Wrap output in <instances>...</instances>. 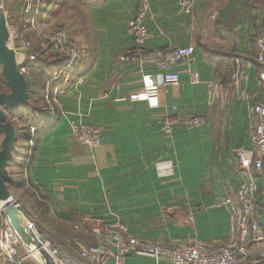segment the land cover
I'll return each instance as SVG.
<instances>
[{
	"label": "crops",
	"instance_id": "1",
	"mask_svg": "<svg viewBox=\"0 0 264 264\" xmlns=\"http://www.w3.org/2000/svg\"><path fill=\"white\" fill-rule=\"evenodd\" d=\"M26 1L28 14L22 12ZM139 1L0 0L9 31L18 30L34 47L39 44L38 27L64 23L83 49L69 81L48 85L52 70L65 60L60 65L49 50L23 52L14 38L8 45L17 65L22 62L28 69L26 78L34 93L29 105L36 110L29 114L28 124L17 122L21 110L10 121L18 138L14 145L25 152L18 151L7 168L9 192L13 199L11 189L21 187L44 203L51 227L59 232L50 235L61 245L67 246L60 238L71 240L76 248L79 242L95 239L98 244L97 233L116 222L125 224L134 238L166 247L197 240L217 243L228 234L227 210L210 206L234 195L245 178L237 152L252 148L256 124L252 107L264 98L255 49L264 24V0H194L188 15L178 0L154 1L145 20L146 48H193V60L173 69L178 84L165 87L158 85L162 74L158 69L119 63L132 44L126 29ZM28 55L34 59L29 61ZM234 58L245 67L238 90L227 86ZM191 73L197 75V83L191 82ZM145 82L158 85L155 93L148 100H132ZM46 93L52 104L48 109L39 105ZM172 108L182 115L202 116L206 123L196 129L176 126L171 136H165L159 121ZM75 120L99 128L95 149L72 141L70 124ZM23 126L26 141L19 139ZM162 161L173 165L172 176L158 175L156 164ZM253 176L254 214L264 228V165ZM66 225L78 227L73 229L77 241L66 239L71 235L64 233ZM249 251L242 264L259 263V245H250ZM19 257L23 264H39L23 247ZM0 264H7L1 254ZM125 264L168 261L129 255Z\"/></svg>",
	"mask_w": 264,
	"mask_h": 264
},
{
	"label": "built area",
	"instance_id": "2",
	"mask_svg": "<svg viewBox=\"0 0 264 264\" xmlns=\"http://www.w3.org/2000/svg\"><path fill=\"white\" fill-rule=\"evenodd\" d=\"M156 0H140L135 16L128 22L126 32L131 39V47L119 58V63H131L138 68L151 67L161 71V86H173L179 82V75L173 69L180 63L193 60V48L166 47L149 50L145 44L148 38L145 20L150 13V5ZM182 13L188 15L194 10V0H178ZM30 4L22 7L24 14L30 13ZM5 18V17H4ZM9 41L14 33L9 31ZM32 26V24H31ZM22 38V37H21ZM44 39V38H43ZM21 49L28 52L29 44L21 39ZM256 61L261 66L259 80L264 87V24L262 25L256 40ZM48 50L65 60V64L55 70L49 78L48 85L57 82H67L69 75L79 63L83 49L80 44L72 41L65 34H58L53 38ZM34 57L28 55V60ZM18 71L22 76H28V69L22 62L18 64ZM244 64L239 58H234L232 68L229 70L227 85L231 89H240L245 80ZM192 83H197L195 73L190 74ZM69 81V80H68ZM79 81V80H78ZM77 81V82H78ZM157 85V86H158ZM156 85L145 82L143 90L132 95L134 101L148 100L155 93ZM119 90L118 85L115 86ZM45 103H51L48 93L44 95ZM256 117V124L251 138L252 148L249 151L237 152L238 163L245 178L236 187L234 195L224 196L215 200L211 208H224L229 214V227L226 238L217 243H207L197 240L190 244H181L173 247L148 243L134 238L129 233L126 225L115 223L97 233L99 242L97 245H78L76 249H67L61 245L52 243L36 232L35 225L23 217L24 224L31 226L39 240L41 247L48 253L54 264H125L129 255L151 257L155 260L165 258L168 264H242L249 259V246L259 245V263L264 264V228L259 224L254 214L256 183L254 173H259L264 165V98L252 107ZM206 120L202 116H186L171 109L170 114L164 115L159 121L161 132L165 136H171L176 126L185 129H196L204 126ZM35 129L31 128V133ZM71 139L74 143L86 145L95 149L100 142L99 128L73 121L70 124ZM156 170L160 177H169L174 174V167L170 162L162 161L156 164ZM14 207H21L12 199ZM78 230V227H75ZM24 247L20 237L0 211V254L7 264H23L19 257V248ZM29 256L30 254L27 250Z\"/></svg>",
	"mask_w": 264,
	"mask_h": 264
},
{
	"label": "water",
	"instance_id": "3",
	"mask_svg": "<svg viewBox=\"0 0 264 264\" xmlns=\"http://www.w3.org/2000/svg\"><path fill=\"white\" fill-rule=\"evenodd\" d=\"M9 33L6 20L0 12V69L1 75L9 90L0 95V211L4 213L10 224L20 237L25 249L42 258L44 264H54L48 253L41 247L39 240L30 225L23 224L25 215L21 207L12 205L8 186L7 168L12 162L14 144L18 142L14 127L9 121L13 110L27 101V84L18 71L15 52L8 46Z\"/></svg>",
	"mask_w": 264,
	"mask_h": 264
},
{
	"label": "rangeland",
	"instance_id": "4",
	"mask_svg": "<svg viewBox=\"0 0 264 264\" xmlns=\"http://www.w3.org/2000/svg\"><path fill=\"white\" fill-rule=\"evenodd\" d=\"M35 1L37 2V0H35ZM32 2H34V1H32ZM26 4H30L29 1H26ZM75 12H76V15L81 16V12H79V9L77 7H75ZM12 16L13 15H7V17H11V18H12ZM17 18L18 17H16L15 19H13L14 23H16ZM36 27H38L37 24H36ZM37 29H38V33H37L36 36H37V39H38L39 44L37 46H35V47L33 45L32 40H30L29 38L25 37L24 34L19 33L18 30H17V33L13 31V33H14L13 38L19 40V43H20L21 39L24 40L25 42H27L29 44V47L27 49V51L29 53L38 52L40 54L42 53V51L48 50L49 45L51 46V44H52L53 38L55 36H57L58 34H65L72 41H75L77 44H80L81 43L76 38V36L73 34V32L70 30V28H68L64 23L56 24V25H54L53 27H51L49 29H42V27H40V28L38 27ZM8 44L10 46V41H9ZM22 51L24 52V50H22ZM50 53L52 54V57H54V58H61V59H63L62 57L57 56L53 52H50ZM47 79H46L45 84L47 83ZM39 105L40 106H44L45 108L48 109L47 104L45 103V100H44V96H43V101H41ZM34 106H36V105H34ZM21 123L23 124L24 121H22ZM0 142H1V140H0ZM23 149L21 147H19V146L16 147L14 145V148L12 150L13 153L11 154V156L14 157V155L17 154L18 151L23 150ZM23 151L25 152V150H23ZM12 160H14V158H12ZM11 190H12L13 199H15L17 201V203H22V205H23L22 207H24V209H25L24 210L25 211L24 218L25 219H27V218L30 219V221L33 222V224L35 225V227L37 226V229H38V231H39V233L41 235H43L45 237H48V239H51L54 243H56L58 245H61V243L59 242V238L53 239V237L50 235L54 231H56L57 233H59V232L54 228L55 225L53 227H51V224L48 221L46 206L44 205V203H41L37 199H35L33 197V195H32V193H31L30 190H24L21 187L18 188V189H11ZM116 223L123 224L121 222H116ZM113 224H115V223H113ZM66 227L67 228H63L64 233H66V234L71 233V235L69 237H67L66 239L73 238V239L76 240V239L79 238L78 237V234L74 231L75 229L72 226H70V225L67 226L66 225ZM64 233H62L60 235V237H63L64 238V236H63ZM60 239H61V241L63 243H65L67 245V246L61 245L64 248H67V249H69V247L70 248H73V249L76 248V247H74V245H72V241L71 240H67L66 241V240H64L62 238H60ZM79 244L81 246H86V245H93L94 246V245H97V240L95 239L92 242L91 241L82 242V243L79 242ZM34 259L39 264H44L41 257H39L37 255H34Z\"/></svg>",
	"mask_w": 264,
	"mask_h": 264
},
{
	"label": "trees",
	"instance_id": "5",
	"mask_svg": "<svg viewBox=\"0 0 264 264\" xmlns=\"http://www.w3.org/2000/svg\"><path fill=\"white\" fill-rule=\"evenodd\" d=\"M60 60H59V64L61 65V63H62V61L64 60V59H61V58H59ZM61 66H57L54 70H52V73L55 71V70H58L59 68H60ZM1 70V69H0ZM51 73V74H52ZM24 79H25V82H26V84H27V101H26V103L24 104V105H21V106H18L17 108H15L14 110H13V115H12V117L10 116L9 117V121H11V119L12 118H14L15 116V112L17 111V110H21V115H19V116H17L16 117V119H17V122L19 121V123H21L22 121H24V125H25V122L28 124V121H29V117H30V113L31 112H33V111H36V110H33L32 109V107L29 105V100L31 99V97L33 96V92L31 91V89H30V87H31V79H28V78H26V77H23ZM7 93H9V90H8V88H7V86H6V84H5V80H4V78H3V76L1 75V73H0V95L1 94H7ZM42 107H44V106H42ZM45 108V107H44ZM39 111V110H38ZM25 113H27L28 114V116H26V114ZM24 114H25V116H24ZM22 124V123H21ZM20 124V125H21ZM22 124V125H23ZM19 130V129H18ZM24 130H25V126H23V129H21V131H20V134H19V139H20V141L22 140H24L25 139V137H26V135H25V133H23L24 132ZM27 138V137H26ZM30 138V137H29ZM27 139H25V141H26ZM28 141H29V139H28Z\"/></svg>",
	"mask_w": 264,
	"mask_h": 264
},
{
	"label": "bare ground",
	"instance_id": "6",
	"mask_svg": "<svg viewBox=\"0 0 264 264\" xmlns=\"http://www.w3.org/2000/svg\"><path fill=\"white\" fill-rule=\"evenodd\" d=\"M9 45V44H8Z\"/></svg>",
	"mask_w": 264,
	"mask_h": 264
}]
</instances>
